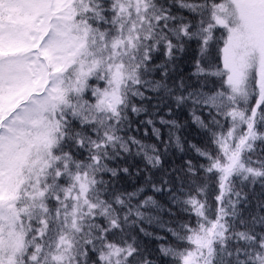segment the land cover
<instances>
[{
  "label": "snow or ice",
  "instance_id": "obj_1",
  "mask_svg": "<svg viewBox=\"0 0 264 264\" xmlns=\"http://www.w3.org/2000/svg\"><path fill=\"white\" fill-rule=\"evenodd\" d=\"M0 264H264V0H0Z\"/></svg>",
  "mask_w": 264,
  "mask_h": 264
},
{
  "label": "trees",
  "instance_id": "obj_2",
  "mask_svg": "<svg viewBox=\"0 0 264 264\" xmlns=\"http://www.w3.org/2000/svg\"><path fill=\"white\" fill-rule=\"evenodd\" d=\"M185 135H187L188 139L192 140L194 143H199L202 144L204 142V137L203 135L199 132V130H196L194 127L191 130H187ZM191 155L194 157L195 153H191ZM176 162L179 163V157H175ZM184 219H187L185 216Z\"/></svg>",
  "mask_w": 264,
  "mask_h": 264
}]
</instances>
